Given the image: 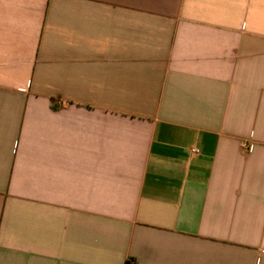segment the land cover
Segmentation results:
<instances>
[{"label":"crops","instance_id":"obj_1","mask_svg":"<svg viewBox=\"0 0 264 264\" xmlns=\"http://www.w3.org/2000/svg\"><path fill=\"white\" fill-rule=\"evenodd\" d=\"M0 264H264V0H0Z\"/></svg>","mask_w":264,"mask_h":264},{"label":"built area","instance_id":"obj_2","mask_svg":"<svg viewBox=\"0 0 264 264\" xmlns=\"http://www.w3.org/2000/svg\"><path fill=\"white\" fill-rule=\"evenodd\" d=\"M243 147L247 148L248 150H252L253 145L247 142L243 143ZM193 151H197L196 149H192Z\"/></svg>","mask_w":264,"mask_h":264}]
</instances>
